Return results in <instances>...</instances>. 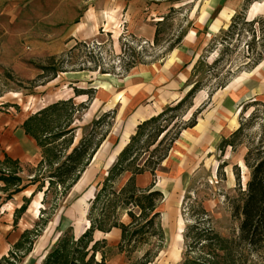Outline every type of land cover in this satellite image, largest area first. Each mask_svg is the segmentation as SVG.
<instances>
[{
    "label": "rangeland",
    "instance_id": "rangeland-1",
    "mask_svg": "<svg viewBox=\"0 0 264 264\" xmlns=\"http://www.w3.org/2000/svg\"><path fill=\"white\" fill-rule=\"evenodd\" d=\"M114 2L120 6L113 17L105 12ZM240 3L241 0H0V113L29 116L50 103L72 97L73 87L88 90L90 99L84 94L72 97L75 110L70 117H63L65 107L53 116L52 133L58 130L55 123L61 121L63 126L69 121L66 129H70L71 144L66 146L65 141L52 137L42 140L43 148L51 147L53 153L62 156L76 144L92 119L113 111L105 140L74 181L48 186L46 174L52 169L50 163L56 164L60 158L45 154L41 160L39 146V160L23 165L19 184H26L24 191L34 190L27 205L29 218L25 231L40 229L34 239L36 254L29 257L27 264H36L39 258L41 264L45 253L67 226H71L75 237L87 227L86 213L96 184L106 174L117 150L125 144L133 129L131 126L188 88L190 65L217 30L226 27ZM246 15L248 18L264 15V0H254ZM161 16L164 19L158 27L157 42L151 44L148 30ZM180 34H183L180 42L166 51L168 43ZM121 38L133 45L134 52L144 57V61L155 58L154 63L136 65L121 75L116 62L119 41H124ZM77 41L95 42L100 48L89 52L79 47L67 53ZM232 48L213 68L218 71L217 77L227 80L226 85L208 97L216 77L207 75L192 99L190 111L205 103L196 116L197 130L187 137V141L194 140L198 144L195 147L185 145L183 149L176 147L166 163H160L155 170L153 187L161 192L155 205L158 211L155 221L162 237L152 243L147 264H182L183 260L202 255L201 242L196 243L190 253H185L195 240L183 237L185 226L203 215L199 213L200 207L209 217L214 231L226 238L236 234L237 220L231 215V200L238 193L235 173H238L240 189L244 188L248 177L242 162L245 148L238 146L231 151L227 147L219 154L216 143L237 127L239 116L245 118L251 111H256L258 116L248 125L246 133L251 135L258 130L256 119H263L264 107L253 105L243 114L239 111L247 101L264 102V57L248 70L241 66L244 60L242 40ZM216 54L217 51L209 53L205 61L210 63ZM97 64L110 72L100 73L96 68L67 71L69 66L92 69ZM59 66L65 71H58L54 78L46 80L51 69ZM150 79L155 80L151 93L144 92L137 101L123 104L135 89L143 91L140 85ZM187 117L188 114L184 118ZM203 124L209 127L208 131H202ZM182 154H186L188 161L182 159ZM32 176L35 181L29 183L28 177ZM139 181L144 184L146 178ZM120 220L128 221L125 215ZM31 236L30 233L29 238ZM115 244L105 253L107 264H129L123 253L116 252ZM143 247L136 249L132 257L140 256ZM209 248L222 253L217 246ZM21 252L9 257L13 264L19 261ZM95 257L98 258L99 253ZM248 257L253 262L256 260L255 254Z\"/></svg>",
    "mask_w": 264,
    "mask_h": 264
},
{
    "label": "trees",
    "instance_id": "trees-1",
    "mask_svg": "<svg viewBox=\"0 0 264 264\" xmlns=\"http://www.w3.org/2000/svg\"><path fill=\"white\" fill-rule=\"evenodd\" d=\"M252 2L254 0H241L237 9L230 15L226 27L219 28L217 33L204 45L201 53L190 66L187 79L189 88L182 96L168 102L158 112L135 124L106 174L96 184V192L90 200L86 213L87 227L76 237L71 232V226L62 230L43 256L41 264H107L105 253L109 252L110 247L104 239L94 240L92 234L94 231L108 232L111 228L119 229V239L115 244V249L117 253H123L129 264H147L149 262L152 243L160 241L162 237L155 221L158 217L155 205L161 198V192L153 187L154 173L167 156L172 143L181 130L192 127L195 124L196 116L204 108L205 103L190 111L194 95L202 88L203 78L207 75L216 77L213 88L208 92V97L216 89L226 85L227 80L217 77L218 71H214L213 68L222 61L224 56H227L228 52L233 50L232 47L236 46L240 40L244 46V50L242 49L244 60H242L241 66L250 70L264 57V15L247 17L246 13ZM163 19L164 17L161 16L154 22L151 44L157 42L158 27ZM182 35L175 36L168 43L166 51H171L180 42ZM121 40L124 41L122 43L119 41V53L116 60L119 64L117 68L121 69V75H125L129 69L136 65L155 61V58L144 61V57L138 55V52H134L133 45L131 46L125 39L121 38ZM236 40L238 42L233 44ZM99 46L95 42L77 41L67 49V53L79 47L90 52L95 48L99 49ZM213 51H217L216 57L207 63L205 56ZM125 54L128 56L127 58L124 56ZM95 68L100 73L110 72L98 64L92 69L84 66L77 68L69 66L67 71L95 70ZM58 71L65 70L60 66L52 68L46 80L54 78ZM88 92V90L73 87L72 97L84 94L90 99L91 95H88ZM72 97L46 105L27 116L22 123L24 133L31 136L39 146L41 160L45 154L49 157L59 156V153H53L51 147L43 148L42 140L44 138L52 137L56 141L61 139L65 141L66 146L72 142L70 129H66L69 121L66 120L63 126L61 121L55 123L54 127L58 130L54 133L51 131L55 120H53V116H57L62 108L65 107L63 117H70L75 110ZM253 105L264 107V102L255 99L247 101L242 104L239 114H243L249 106ZM187 114L188 117L184 118ZM257 116L256 111H251L245 118L239 116L237 127L228 135L220 137L216 144L219 154H223L227 147L231 151H234L238 146L245 148L242 162L248 170V177L244 188L240 189L238 173H235L238 193L236 198L231 200V215L237 220L235 236L226 238L214 231L209 224V217L200 207L199 213L203 215L197 219L193 218V223L185 226L183 237H191L192 241L195 240L191 247L187 246L185 253H190L195 244L200 242L199 246L203 253L190 257L189 261L183 260L182 264H186V262H188L187 264H264V116L263 119H256L257 131L251 135L246 133V128L249 127L251 121H255L253 119ZM112 119L113 111H106L90 121L87 130L80 136L76 144L64 155L59 156V162L50 163L52 169L46 174L48 186L77 179L83 166L88 164L107 135ZM60 126L61 128H59ZM47 164L49 165V162ZM144 172L150 174L151 181L144 187H138L135 184V176ZM125 173L128 174V177L122 185L117 186L116 183ZM0 179L4 182L20 181V178L15 175H0ZM28 179L29 183L35 181L34 176ZM27 201L25 200L14 212L13 222L16 221L17 213L24 210ZM122 215L127 217V222L124 223L120 220ZM39 231L38 228L31 231L24 230L12 246L13 249L8 252L9 256L0 257V264L3 262L13 264L9 257L18 251H22L20 257L27 253L32 240L39 234ZM30 233L32 234L31 238H29ZM210 245L217 246V249L222 253L211 251ZM140 246H144L140 256L132 257V253ZM97 253H99L98 258L95 257ZM250 254H255L254 262L248 257Z\"/></svg>",
    "mask_w": 264,
    "mask_h": 264
},
{
    "label": "crops",
    "instance_id": "crops-1",
    "mask_svg": "<svg viewBox=\"0 0 264 264\" xmlns=\"http://www.w3.org/2000/svg\"><path fill=\"white\" fill-rule=\"evenodd\" d=\"M119 6H120L119 4H116L114 2L111 7H107V11L105 12V14L107 15L110 14L114 17L116 13L118 12L117 10ZM102 12L104 13V11ZM148 31H149V37H152L153 32H154L153 25L151 29H149ZM151 63H154V62H151ZM151 63L139 64L138 66L150 65ZM189 70H190V67H189ZM189 70H188V76H189ZM143 82L144 83L140 85L143 91H141L139 88L135 89L132 93L129 94V98H127L126 101L123 103L124 105L125 104L128 105L130 102L132 103V101L133 102L137 101L138 98L142 96L144 92L146 94H149L152 92L153 86L155 85V80L150 79L149 81H143ZM188 88H189V85H188ZM182 94L178 97L175 96L171 98V100H169L168 102L178 99L179 97L182 96ZM159 110L155 112H151L147 116L135 121L133 126L131 127L134 128L136 123L155 114ZM27 116L28 115H25L22 113H19V114L12 113V112L0 113V175H4V176L15 175L19 177L20 176L19 174L22 171L24 164L26 163L32 164L33 162H37L40 158L39 148L36 145L34 139L31 136L25 134L22 128V123ZM204 124L202 125V131H208L209 127L211 126L210 121L208 123L209 127L208 126L205 127ZM197 126H198V122L195 121V124L192 127H188L186 129L181 130L178 137L172 143L167 153V156L162 160L161 164L166 163V160L168 159V157L170 156V154L174 151L176 147H179V149L180 148L183 149L185 148V145L195 147L198 144V142L194 140L187 141L188 140L187 137L191 136L197 130L196 128ZM119 150H117V152ZM116 153H114V155ZM181 157L182 159H187L188 161V157L186 156V154H182ZM127 177H128L127 173L123 174L120 177L121 179L118 180L119 183L117 182L118 186L122 185ZM142 178H146V183L144 184L140 183L139 179H142ZM150 181H151V176L147 172H144L142 174L135 176V184L138 187H144L148 185ZM19 182H16V181L15 182H4L3 180L0 179V257L7 256V253L13 249L12 246L19 239L20 234L25 230V228H27V226L25 225L26 219L29 218L28 217L29 210L27 209V205L32 195L34 194V190L24 191V187L26 186V184H19ZM156 184L158 185V183ZM22 185L24 186L22 187ZM9 186H13L14 188L10 189ZM25 200H28V201L26 202V206L24 210L21 213H17L16 221L13 222L14 212L25 202ZM36 209H37L36 213L39 212L38 208ZM56 225L57 224H55V227ZM81 232H79V234ZM94 233L97 234V237H93L94 240L104 239L107 245L111 246L117 243L120 232H119V229L117 228H111L108 232L94 231L93 234ZM34 239L32 240L30 250L27 253H25L22 257H20L17 263L19 262V264H27L29 257L32 256V254H36L35 249H34L36 240ZM35 261H36V264H39L40 258Z\"/></svg>",
    "mask_w": 264,
    "mask_h": 264
}]
</instances>
